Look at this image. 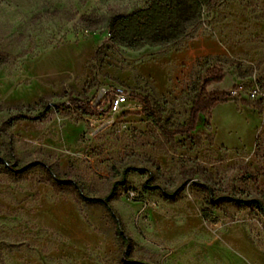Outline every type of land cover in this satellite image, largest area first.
<instances>
[{
  "label": "rangeland",
  "instance_id": "374dc122",
  "mask_svg": "<svg viewBox=\"0 0 264 264\" xmlns=\"http://www.w3.org/2000/svg\"><path fill=\"white\" fill-rule=\"evenodd\" d=\"M146 1L0 0V58L8 57L0 69V156L31 164L15 171L0 162V264H124L106 207L57 183L36 161L77 180L88 196L104 197L117 184L112 203L133 259L264 264V214L253 204L210 200L202 184L182 178L200 167L215 194L264 200V101L247 93L264 92V0H214L165 46L133 50L110 41L105 18ZM214 66L225 78L208 89L238 94L208 120L201 114L190 134H168L187 121ZM118 88L148 96L151 114L132 96L99 115L55 106L71 97L98 104ZM20 109L40 116L3 131Z\"/></svg>",
  "mask_w": 264,
  "mask_h": 264
},
{
  "label": "trees",
  "instance_id": "16d2710c",
  "mask_svg": "<svg viewBox=\"0 0 264 264\" xmlns=\"http://www.w3.org/2000/svg\"><path fill=\"white\" fill-rule=\"evenodd\" d=\"M214 4V0H147L143 7H137L132 11L113 12L108 15L105 20L110 30L109 39L114 44H118L133 50H139L145 46H165L182 38L187 31L198 23L206 10L210 9ZM89 20L90 17H84ZM8 61L7 55L0 58V69ZM225 73L222 67L214 66L207 70L206 76L198 85L192 100L189 116L186 122L177 125L173 129L167 131L170 135H188L196 129L199 116L202 114L208 120L211 117V110L216 105L225 103L234 99L232 91H210L208 87L214 83L222 82ZM117 93V90H115ZM130 96L138 99L143 105V110L147 115L151 112L152 102L148 96L137 92H129ZM106 95L101 102L94 104L81 98L71 97L68 102L56 103L57 109H68L72 105L77 106L80 110L90 115H99L110 111L114 103V96ZM109 101L108 109H102V106ZM263 99L256 102L261 103ZM45 110L50 109L48 104L44 105ZM40 115H30L20 109L17 113L12 114L1 126L2 130L7 132L8 126L17 120L36 119ZM205 121L208 124V121ZM14 157L10 160L8 157H1L0 162H4L7 166L15 171H21L30 168L31 164L19 166L15 163ZM45 167L51 173L55 181L59 184H72L76 187L82 197L90 202H97L106 207L111 217L116 223L117 234L122 238L124 243V251L122 254V262L124 264H150L148 262L133 259L129 252L130 235L125 231L123 220L112 203V197L115 194L117 184L104 197L88 196L83 192L80 183L69 175L61 176L52 165L46 161H36ZM127 172L125 173L126 176ZM199 176V179H195ZM211 173L200 167H190L182 171L184 182L194 180L198 184H202L208 194L210 200L233 201L240 204H253L262 214H264V200L259 198H240L230 194H215L211 180ZM147 188H156L157 185H149L147 181L144 183ZM202 216L205 220L212 221V215L204 209ZM180 264L181 261H179Z\"/></svg>",
  "mask_w": 264,
  "mask_h": 264
},
{
  "label": "built area",
  "instance_id": "2783aa9c",
  "mask_svg": "<svg viewBox=\"0 0 264 264\" xmlns=\"http://www.w3.org/2000/svg\"><path fill=\"white\" fill-rule=\"evenodd\" d=\"M238 90H232L233 95L238 94ZM248 97L255 99L261 98L264 100V92H261L258 87H252L247 91ZM130 94L125 91L123 88H118L117 90V100L114 101L113 108L117 109L122 103H124L127 99H129Z\"/></svg>",
  "mask_w": 264,
  "mask_h": 264
},
{
  "label": "crops",
  "instance_id": "0c3cea01",
  "mask_svg": "<svg viewBox=\"0 0 264 264\" xmlns=\"http://www.w3.org/2000/svg\"><path fill=\"white\" fill-rule=\"evenodd\" d=\"M210 86H214V84L210 85ZM209 88V87H208Z\"/></svg>",
  "mask_w": 264,
  "mask_h": 264
}]
</instances>
